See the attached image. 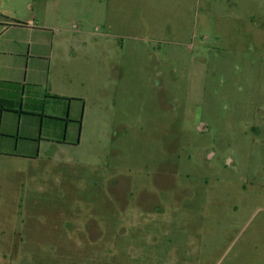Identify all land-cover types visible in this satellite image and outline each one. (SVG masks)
<instances>
[{"label": "rangeland", "instance_id": "1", "mask_svg": "<svg viewBox=\"0 0 264 264\" xmlns=\"http://www.w3.org/2000/svg\"><path fill=\"white\" fill-rule=\"evenodd\" d=\"M38 20L80 41L85 113L0 153V264H264V0H0Z\"/></svg>", "mask_w": 264, "mask_h": 264}, {"label": "crops", "instance_id": "2", "mask_svg": "<svg viewBox=\"0 0 264 264\" xmlns=\"http://www.w3.org/2000/svg\"><path fill=\"white\" fill-rule=\"evenodd\" d=\"M46 25L0 22V100L12 104L0 110V153L7 156L37 160L82 128V98L64 92L84 83L89 60L78 55L77 37Z\"/></svg>", "mask_w": 264, "mask_h": 264}, {"label": "trees", "instance_id": "3", "mask_svg": "<svg viewBox=\"0 0 264 264\" xmlns=\"http://www.w3.org/2000/svg\"><path fill=\"white\" fill-rule=\"evenodd\" d=\"M12 106L10 102L0 100V110L9 109Z\"/></svg>", "mask_w": 264, "mask_h": 264}]
</instances>
